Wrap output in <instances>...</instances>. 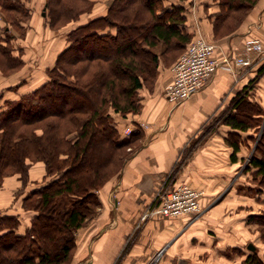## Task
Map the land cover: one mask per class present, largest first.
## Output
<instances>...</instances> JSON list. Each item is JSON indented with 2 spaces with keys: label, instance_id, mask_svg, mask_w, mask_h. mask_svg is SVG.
<instances>
[{
  "label": "trees",
  "instance_id": "obj_1",
  "mask_svg": "<svg viewBox=\"0 0 264 264\" xmlns=\"http://www.w3.org/2000/svg\"><path fill=\"white\" fill-rule=\"evenodd\" d=\"M28 1L0 0L6 21L0 34V69L4 73L24 64L22 55L14 52L16 36L8 33L26 31L24 22L32 16ZM216 1L220 7L213 20L217 38L237 29L259 2ZM84 3L88 6L91 0H46L45 17L51 27L78 20L87 8ZM185 8L165 0H113L104 15L71 29L68 45L55 65L46 69L49 79L45 83L6 102L0 112V184L12 174H20L26 181L30 158L45 161L47 174L56 175L24 197L23 207L35 213L24 230H20L18 215L0 214V264L72 263L76 232L100 204L98 189L125 162L119 160L114 168L110 164L132 145L139 146L145 136L139 125L131 135L122 136L102 109L110 104L122 115L140 111V89L159 68L156 49L163 45L165 54H177L193 40L187 31ZM82 61L87 62L89 72L93 62L103 65L93 76L75 80ZM257 81L258 77L237 93L219 117L232 128L227 142L234 149L233 160L238 159L245 139L246 144L248 137L256 141L245 171L253 176L254 190L262 192L264 106L249 98ZM248 131L252 132L249 136L243 133ZM249 221L264 225V214L250 215ZM241 264H264V255L249 252Z\"/></svg>",
  "mask_w": 264,
  "mask_h": 264
},
{
  "label": "crops",
  "instance_id": "obj_2",
  "mask_svg": "<svg viewBox=\"0 0 264 264\" xmlns=\"http://www.w3.org/2000/svg\"><path fill=\"white\" fill-rule=\"evenodd\" d=\"M99 1L97 4L103 7V11L96 16L104 15L113 0ZM211 1L204 3V7H214L210 11L213 15H201L199 23L207 39L217 44V58L223 53L241 52L251 38L258 37L264 44V0H259L251 8L237 29L219 38L215 36L213 20L220 7L219 4L214 6L216 0ZM165 2L182 4L180 0ZM31 15L26 27L33 25V43H37L40 49L29 60L22 56L24 66L18 72L27 65L32 66V70L45 71L56 62L66 45L58 37L52 39L47 47V42L42 41L44 33V37L48 36L45 14L41 12L38 16L32 10ZM34 22L37 23L34 25ZM188 22L187 19V25ZM29 28L25 37H21L27 41L31 35ZM193 30L196 28L187 26L189 33L194 34ZM37 31L39 37L36 36ZM21 38L17 39L24 40ZM23 47L27 49V46ZM46 47L52 48L51 54ZM164 65L160 64L159 69H166ZM3 77L0 112L7 101L18 99L47 81L37 84L40 79L36 76L30 78L27 74L19 80H13L11 74ZM257 77L249 98L264 106V57L252 66L241 68L238 74L219 69L209 84L177 107L167 100L164 93L166 85L173 80L171 76L167 81L157 79L152 91L140 90L141 109L124 123L130 132L133 127L141 126L145 138L126 159L108 191L98 192L102 204L76 232L71 264H241L254 250L250 244L263 250L264 245L257 242L255 245L248 243L247 250L243 248L253 238L248 232L245 234V230L257 225L249 221V216L257 214L261 204V209H264V192L259 195L243 192L240 185L241 179L246 178H240L239 160L247 155L254 142L248 137L247 144H243L237 153L238 159L233 160L234 149L227 142L232 128L222 123L219 117L237 93ZM243 133L249 136L252 132ZM14 176L21 178L19 174L5 178ZM181 183L202 191L200 201L203 210L199 217L191 220L188 215L169 217L157 214L142 220L158 189ZM247 183L248 189H254L250 181ZM26 195L27 192L21 197V207ZM9 214L20 217L19 213ZM34 215V212L30 215V222L25 227L31 224ZM258 238L264 242L261 236Z\"/></svg>",
  "mask_w": 264,
  "mask_h": 264
},
{
  "label": "rangeland",
  "instance_id": "obj_3",
  "mask_svg": "<svg viewBox=\"0 0 264 264\" xmlns=\"http://www.w3.org/2000/svg\"><path fill=\"white\" fill-rule=\"evenodd\" d=\"M180 1L186 7L185 11H186V14H187V19L189 20L188 25L186 24V26H188V27L190 26L191 28L192 27L196 28L195 31L193 30L195 33L193 34L194 38H192V39H195L197 37L198 32H200V34H202L207 39L206 34H205L204 30H203V26L199 22L201 21V18H200L201 15L202 16H206V17L213 15V13H210V11L213 10L214 7H210V8L207 7V6H206V8L204 7V3L210 2L211 0H180ZM45 2H46V0H29L28 3H26V4L28 6L30 5V8L39 16V15H41V12L42 13L44 11L46 12ZM98 2H100V1L99 0H97V1L91 0V3L88 6H87L86 3H84V4H86L85 7H87L86 10H85V13L83 12L78 20L68 21V22H66L63 25H57L56 27H51V25L49 24L48 19L46 18V20H45L46 24L45 23L44 24H45V28L48 27V30L46 31L48 36L44 37L45 33L43 35V33L41 32L42 35H43L42 36L43 37L42 41L45 40V42H47L46 46L48 47L49 43L52 42L51 41L52 39H56V38L58 39V37H59L61 40L66 42V45H64L65 46L64 48H66V46L68 45V41H67V36L65 37V33H67L69 30L71 31L72 26H73V29H74V28H76L78 26V24L80 25V24L86 23L89 20L97 17L96 15L98 14V12L101 13L103 11V7H101L99 4H97ZM101 2H103V1L101 0ZM167 2H169V0H167ZM213 4L215 6L217 4V1H214ZM249 11H248V13H249ZM202 12H203V14H202ZM248 13L242 19V22L245 20V18L247 17ZM2 15L3 14H2V12L0 10V34L3 33L4 30H2V29L4 28V26H6V21L4 20V17ZM31 18H32V16H31ZM31 18L27 19V21H29ZM27 21L24 22V23L27 24ZM77 22H78V24H77ZM36 23L37 22H34V25ZM28 25H29V23H28ZM28 27H30L29 29H31L30 30L31 35L29 37L30 40L27 41L26 39L21 38V37H25ZM28 27H26V31L25 32L23 30L13 29V30H11L8 33V35L14 34L16 36L14 38L15 40H13V48H14L16 54L17 55L20 54L22 56L24 55V57H26L27 60H29L30 58H33V56L39 52L38 49H40V46L36 45L37 43L35 45L33 43V39H35V37L33 35V28H34L33 25H29ZM20 33H23V34L21 35ZM38 33H39V31H37V33H36L37 37L40 36ZM131 33L135 35V33H137V32L132 31ZM53 36H57V37H53ZM17 38H19V39L21 38V39H24V40H18ZM23 46H27V49L24 50L25 47H23ZM47 47H46V50H48V52L51 54L52 48L49 49ZM187 47H188V45L185 47V49H182L177 54H176V52H168V53L165 54L164 53L165 52V47L163 45L159 46L156 49V51L159 53V59H160L159 60V65L160 64H165L164 66L166 67V69L164 68L163 70H161V69L158 68V70L154 73L153 77L148 78V80L147 79L144 80V86L142 88H145V89H147L149 91H152V90L155 89L156 83L158 81L157 79L167 81V80H170L169 79L170 76H171V79H172V77H173V66L175 65V63L177 62V60L179 59V57L181 56L183 51L187 49ZM33 48H35L34 49L35 51H32ZM55 63L52 66H49L48 68L53 67L55 65ZM86 64H87L86 61H82L79 64V69L78 70L75 69L76 70V72L74 74L75 77H73V78H75V80L78 79V80L81 81V79L83 80V79H85L87 77L93 76L94 75V70L95 71L99 70V68L101 67L100 65H103L102 61H95V62L92 63V65H91L92 68H90V72H89V71L85 70V69H87V68H85V67H87ZM23 66H24V64H23ZM22 67H20L19 69H21ZM31 67L32 66H28L27 65V67H25L20 72H18L19 69L11 71L10 73H8V72L4 73L1 70V72L3 74L0 72V83L4 79L3 76L9 75V74L12 75V77H13L12 79L13 80L22 79V77L24 78L26 74H27L28 77L30 76V78L32 76L33 77L36 76V77H38L40 79V80H38L37 84L45 81L46 79L47 80L49 79L47 70H45V71H43V69L42 70H32ZM83 73H84V76H83ZM28 88H29V86H27V89ZM140 94H141V91H140ZM140 97H141V95H140ZM3 100H1V101H3ZM4 105H6V103ZM102 114L109 116V120L112 122V124L114 126H116V128L120 131L122 136L131 135V132L137 127V126L133 127V129L130 132L126 128V124L124 123L125 120L129 116L134 114L132 112L128 113L127 115H122L121 113L116 112L114 110V108L112 106H110V104H108L104 109H102ZM263 123H264V121H263ZM41 132H42V130H41ZM75 135H76V133L74 132V133H71L69 136L70 137H74ZM144 138H145V136L143 137L142 141L144 140ZM252 141L254 142L253 143L254 145H251V148L249 149V152L248 151L246 152L247 155L245 157H242V159L239 160L240 161V168L239 169H240V174H241L240 178H246L245 180L241 179L240 185L243 188L241 191L247 192V193H250V194L259 195V194L263 193L264 191L257 192L254 189H251V187L249 189L247 188V184H248L247 181H250L251 184L256 186L254 181H252V177L253 176H252L251 172H246L245 171V167L247 165V162L249 161L250 156L254 152V147L256 145V141H254V140H252ZM244 142L246 144V139L244 140ZM132 146H133L132 149H127L126 150L128 155H126L127 154L126 153L123 156H116V159L112 161V163L110 164V167L114 168L115 166H117L119 164L118 163L119 160H122V161L125 162L126 159L131 155V153L138 147V143H136V144H134ZM252 146H253V148H252ZM28 162L30 163V166H29L28 176H27V180L26 181H24L22 178H16L17 176H14V177L7 178V179L3 178V181L0 184V214L2 212L19 213L21 221H22V225H21V228H20L21 231L24 230V227L27 224H29V222H30L29 220H30V217H31L30 215L33 213L32 210H29V209L26 210L24 207H21V201L20 200H21L22 195L25 194V192H27V194H29L31 190H33L34 188H37V187L41 186L42 184H44L47 181L46 178L49 181L51 178H54V176L56 175V174H53V175L52 174H50V175L47 174V168L48 167L46 166V163L43 160H33V159L30 158V159H28ZM120 173H121V171L118 170V169L115 170V171L113 170V172L110 174V177L106 180L104 185L101 188L98 189V191H97L98 196H99L98 192H100V194H101L102 192H105V191L107 192L108 191V188H110L114 184V182L117 180V178H118ZM12 175H14V174H12ZM100 196H99L100 204L95 207V211H97L98 207L102 204ZM262 207H263V205L261 204V206L259 207L260 211L258 210L257 214H264V209H261ZM254 223L257 224V225H254L255 227H248V229H246L245 232H244L245 234H247V232H248L253 237L252 240L248 241L245 245H243V248L246 249V250H247L246 245H248V243H250V242L253 243L254 245H255L256 242L258 244H260L261 246L264 245V242H262V240L260 238H258V236H261V238L264 240V225H260L257 222H254ZM257 247L254 248V250H252V248H251V250L252 251H257V252H260V253L264 252V248L262 250V248H260V247L257 248ZM255 249H257V250H255Z\"/></svg>",
  "mask_w": 264,
  "mask_h": 264
},
{
  "label": "built area",
  "instance_id": "obj_4",
  "mask_svg": "<svg viewBox=\"0 0 264 264\" xmlns=\"http://www.w3.org/2000/svg\"><path fill=\"white\" fill-rule=\"evenodd\" d=\"M217 44L207 40L200 32L183 51L173 66V80L164 89L167 100L177 107L185 103L212 80L219 69L238 74L241 68L252 66L264 57V44L258 37L248 39L241 52L223 53L215 56ZM198 191L188 184L161 187L156 191L152 206L143 214L142 220L161 214L169 217L191 216V220L202 213Z\"/></svg>",
  "mask_w": 264,
  "mask_h": 264
},
{
  "label": "water",
  "instance_id": "obj_5",
  "mask_svg": "<svg viewBox=\"0 0 264 264\" xmlns=\"http://www.w3.org/2000/svg\"><path fill=\"white\" fill-rule=\"evenodd\" d=\"M46 12L44 11V14H45ZM250 247L252 248V249H254V246L252 245V244H250Z\"/></svg>",
  "mask_w": 264,
  "mask_h": 264
}]
</instances>
